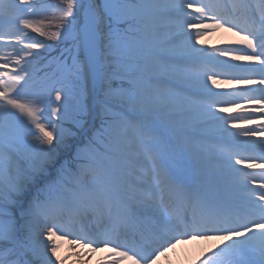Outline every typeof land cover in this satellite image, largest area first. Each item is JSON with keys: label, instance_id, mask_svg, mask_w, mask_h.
I'll return each mask as SVG.
<instances>
[{"label": "snow or ice", "instance_id": "snow-or-ice-1", "mask_svg": "<svg viewBox=\"0 0 264 264\" xmlns=\"http://www.w3.org/2000/svg\"><path fill=\"white\" fill-rule=\"evenodd\" d=\"M210 239L264 264V0H0V264Z\"/></svg>", "mask_w": 264, "mask_h": 264}, {"label": "bare ground", "instance_id": "bare-ground-1", "mask_svg": "<svg viewBox=\"0 0 264 264\" xmlns=\"http://www.w3.org/2000/svg\"><path fill=\"white\" fill-rule=\"evenodd\" d=\"M236 38L228 32L216 31L211 34L204 35L201 38V44L207 47L221 45L229 41H233ZM228 112H234L235 109L229 108ZM219 243L218 240H189L184 242H178L175 246V252L169 249L168 253L160 257L157 264H190V261L200 254L202 250H206L210 245ZM67 252V246H62L57 255H64ZM106 253V250L99 251L92 256V260L88 264H95L97 259L102 258ZM68 264H71L69 261Z\"/></svg>", "mask_w": 264, "mask_h": 264}]
</instances>
